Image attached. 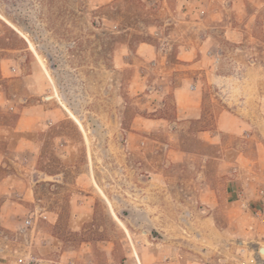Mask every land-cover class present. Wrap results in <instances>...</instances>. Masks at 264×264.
<instances>
[{
    "label": "rangeland",
    "instance_id": "1",
    "mask_svg": "<svg viewBox=\"0 0 264 264\" xmlns=\"http://www.w3.org/2000/svg\"><path fill=\"white\" fill-rule=\"evenodd\" d=\"M25 108L47 126L0 264H256L264 0H0V123Z\"/></svg>",
    "mask_w": 264,
    "mask_h": 264
},
{
    "label": "crops",
    "instance_id": "2",
    "mask_svg": "<svg viewBox=\"0 0 264 264\" xmlns=\"http://www.w3.org/2000/svg\"><path fill=\"white\" fill-rule=\"evenodd\" d=\"M211 59L216 64V60H214L213 56ZM195 89L196 87L193 86V92L189 100L178 104L179 109H183L185 114L196 112L201 105V98ZM176 98L177 100L179 99V93L176 94ZM8 102L9 100L4 98L2 106L10 110L13 107L8 105ZM31 110H33V108H25L23 112L20 113V116L13 126H6L4 123H0V143H7L9 149L12 150V152L10 151L11 153L9 152V156L6 155L7 153L0 152V174L3 175L0 176V206L2 205V210L7 209V207L10 206L9 204L23 206V200H26L25 198L28 196V172L31 171V167H33L38 160L37 152L39 147L37 135L39 130H41L39 127L47 126V112L43 111V113L39 112L36 115H32ZM224 121L223 119L219 121V127L223 126ZM8 161L17 164L19 170L15 169V171H12L7 163ZM6 168L9 170L8 172H4ZM15 195L20 196V201L11 200L10 196L12 197ZM4 199L7 200L3 202ZM7 204L8 206L6 207ZM4 215H0L1 220L5 219V217H3Z\"/></svg>",
    "mask_w": 264,
    "mask_h": 264
},
{
    "label": "water",
    "instance_id": "3",
    "mask_svg": "<svg viewBox=\"0 0 264 264\" xmlns=\"http://www.w3.org/2000/svg\"><path fill=\"white\" fill-rule=\"evenodd\" d=\"M239 244H243V242L240 241ZM248 246L255 251L254 258L256 260V264H264V260L261 259V254L259 252V246L255 243H249Z\"/></svg>",
    "mask_w": 264,
    "mask_h": 264
},
{
    "label": "built area",
    "instance_id": "4",
    "mask_svg": "<svg viewBox=\"0 0 264 264\" xmlns=\"http://www.w3.org/2000/svg\"><path fill=\"white\" fill-rule=\"evenodd\" d=\"M219 58H216V63H218ZM242 207H246V203H242ZM32 221L30 219H26L24 221L23 227H22V231H25L30 225H31Z\"/></svg>",
    "mask_w": 264,
    "mask_h": 264
},
{
    "label": "bare ground",
    "instance_id": "5",
    "mask_svg": "<svg viewBox=\"0 0 264 264\" xmlns=\"http://www.w3.org/2000/svg\"><path fill=\"white\" fill-rule=\"evenodd\" d=\"M260 254H261V258L264 259V246H262V248L259 249Z\"/></svg>",
    "mask_w": 264,
    "mask_h": 264
}]
</instances>
